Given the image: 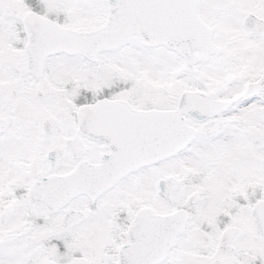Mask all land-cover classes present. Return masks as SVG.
<instances>
[{"label":"snow or ice","instance_id":"obj_1","mask_svg":"<svg viewBox=\"0 0 264 264\" xmlns=\"http://www.w3.org/2000/svg\"><path fill=\"white\" fill-rule=\"evenodd\" d=\"M0 264H264V0H0Z\"/></svg>","mask_w":264,"mask_h":264}]
</instances>
